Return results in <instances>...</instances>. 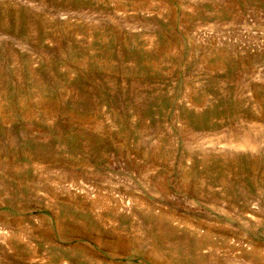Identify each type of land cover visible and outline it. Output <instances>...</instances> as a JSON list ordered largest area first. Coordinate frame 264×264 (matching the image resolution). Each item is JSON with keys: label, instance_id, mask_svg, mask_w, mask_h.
Masks as SVG:
<instances>
[{"label": "rangeland", "instance_id": "1", "mask_svg": "<svg viewBox=\"0 0 264 264\" xmlns=\"http://www.w3.org/2000/svg\"><path fill=\"white\" fill-rule=\"evenodd\" d=\"M0 264H264V0H0Z\"/></svg>", "mask_w": 264, "mask_h": 264}]
</instances>
